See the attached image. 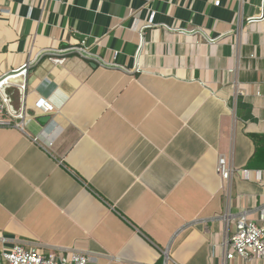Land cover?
Listing matches in <instances>:
<instances>
[{"label":"crops","instance_id":"obj_1","mask_svg":"<svg viewBox=\"0 0 264 264\" xmlns=\"http://www.w3.org/2000/svg\"><path fill=\"white\" fill-rule=\"evenodd\" d=\"M262 4L0 0V77L37 59L25 89L22 70L5 84L10 111L26 116L0 126V248L68 247L98 264H264L227 258L240 215L264 210V168L249 167L264 147ZM84 40L119 66L74 51L50 59ZM40 98L54 109L38 110Z\"/></svg>","mask_w":264,"mask_h":264},{"label":"built area","instance_id":"obj_2","mask_svg":"<svg viewBox=\"0 0 264 264\" xmlns=\"http://www.w3.org/2000/svg\"><path fill=\"white\" fill-rule=\"evenodd\" d=\"M262 14L258 19H264V0H263ZM205 34V33H204ZM206 36V35H205ZM210 42L215 39L208 37ZM84 40L82 43L58 49L56 55L50 59L54 63H63L65 60L64 54L69 51H74L83 56L84 58L91 59L104 66H119L115 61H107L99 55H95L87 46ZM139 46L138 54L142 48ZM37 59H33L24 64L17 70H12L5 73L9 75L8 78L0 80V126H23V121L26 116V109L23 107L20 112L12 113L9 109V100L2 93V87L8 83V80L18 71L22 70L20 74L23 76L21 87L26 88L28 66L34 63ZM139 70L138 65L128 69L129 72ZM13 73V74H10ZM0 77V78H1ZM36 108L43 112H49L54 109L53 104L44 98H40L36 102ZM217 170L219 175L227 180L232 174V169L228 166L224 156L219 157ZM4 240V238H3ZM230 251L227 253L229 260L236 258L245 260L264 259V210L262 209L257 219H251L246 213H242L238 219L236 230L229 238ZM0 264H98V260L91 255L84 254L77 249L62 247L59 248L57 253H46L39 247H27L25 245L15 243L11 246H3L0 248Z\"/></svg>","mask_w":264,"mask_h":264},{"label":"trees","instance_id":"obj_3","mask_svg":"<svg viewBox=\"0 0 264 264\" xmlns=\"http://www.w3.org/2000/svg\"><path fill=\"white\" fill-rule=\"evenodd\" d=\"M257 166L258 168H264V147H258L253 158L252 164L249 167Z\"/></svg>","mask_w":264,"mask_h":264},{"label":"water","instance_id":"obj_4","mask_svg":"<svg viewBox=\"0 0 264 264\" xmlns=\"http://www.w3.org/2000/svg\"><path fill=\"white\" fill-rule=\"evenodd\" d=\"M10 74H13V73H10ZM8 76H9V75L6 74L4 77H1L0 80L3 81V80H5L6 78H8ZM6 87H7V85H4V86L2 87V89H1V91H2V93L4 94V96H6V97L8 98V100H9L8 95H6V94L4 93ZM9 102H10V101H9ZM51 120H52V117H51V115H49V114H46V115H40V116L37 117V121H38V123H39L41 126H46Z\"/></svg>","mask_w":264,"mask_h":264}]
</instances>
